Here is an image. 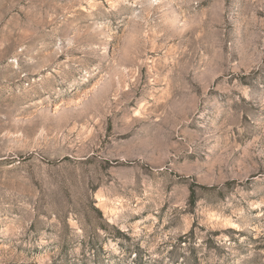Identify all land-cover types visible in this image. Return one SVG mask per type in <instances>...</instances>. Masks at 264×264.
<instances>
[{
  "label": "rangeland",
  "instance_id": "obj_1",
  "mask_svg": "<svg viewBox=\"0 0 264 264\" xmlns=\"http://www.w3.org/2000/svg\"><path fill=\"white\" fill-rule=\"evenodd\" d=\"M0 264H264V0H0Z\"/></svg>",
  "mask_w": 264,
  "mask_h": 264
},
{
  "label": "trees",
  "instance_id": "obj_2",
  "mask_svg": "<svg viewBox=\"0 0 264 264\" xmlns=\"http://www.w3.org/2000/svg\"><path fill=\"white\" fill-rule=\"evenodd\" d=\"M194 199H195V193H194V192H192V193H191V201L193 202V201H194Z\"/></svg>",
  "mask_w": 264,
  "mask_h": 264
}]
</instances>
